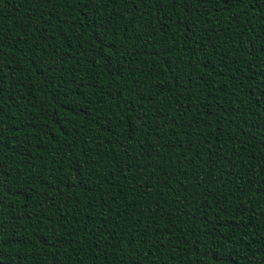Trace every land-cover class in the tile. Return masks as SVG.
<instances>
[{
  "label": "trees",
  "instance_id": "1",
  "mask_svg": "<svg viewBox=\"0 0 264 264\" xmlns=\"http://www.w3.org/2000/svg\"><path fill=\"white\" fill-rule=\"evenodd\" d=\"M0 264H264V0H0Z\"/></svg>",
  "mask_w": 264,
  "mask_h": 264
}]
</instances>
